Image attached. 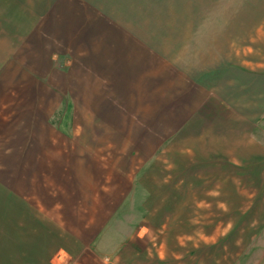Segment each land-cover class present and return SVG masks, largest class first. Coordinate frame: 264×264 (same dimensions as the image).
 I'll return each instance as SVG.
<instances>
[{
  "label": "rangeland",
  "instance_id": "obj_1",
  "mask_svg": "<svg viewBox=\"0 0 264 264\" xmlns=\"http://www.w3.org/2000/svg\"><path fill=\"white\" fill-rule=\"evenodd\" d=\"M37 1L94 15L90 64L139 49L10 57L0 4V264H264V0Z\"/></svg>",
  "mask_w": 264,
  "mask_h": 264
},
{
  "label": "crops",
  "instance_id": "obj_2",
  "mask_svg": "<svg viewBox=\"0 0 264 264\" xmlns=\"http://www.w3.org/2000/svg\"><path fill=\"white\" fill-rule=\"evenodd\" d=\"M3 1L4 3H2V0H0V4H4V8H5L4 15H6L7 20L16 18L18 16L22 17L19 18L21 20V32L19 34L16 33L15 35L16 41L13 43L12 41L9 42L8 38H6L5 40L4 48L7 49L8 55H10V57L11 55H13L14 50L16 51L20 50L21 51L20 53H24L26 48L29 54H31L33 50H36L35 53H38L39 50L43 47V44L42 46L40 45L41 42L38 33L46 34L47 36L50 37V39H52V41H61V36L65 37L66 35H71V37L69 38L73 39L74 47L76 46V44H79L80 47H84V49L86 50L85 51L86 61H85V69H84V75L85 76L88 75L86 77V80L95 83L97 79H102L106 81H110V80L115 81L123 77L125 70L124 67H120V66L124 64V57L128 53V50L130 52L131 48H136V47L130 45L129 43L119 44L116 41H109V39H107V41L104 42L105 40L104 39L103 43H101L100 46H95V49L92 52L98 57L97 62H95V65L93 62L92 64H90L89 52H87V49L93 47L91 44H89V42L92 39L91 34L94 31L92 30L91 28L92 25L90 24L92 21L90 18L94 16L93 14H91V12L90 14L84 13L83 16H81L80 18L75 14L74 10L71 9L69 5L67 6L64 5L63 6L64 8L60 9L59 8L60 4L57 5L49 4L47 6L49 8L46 9L44 2L43 4L42 3L40 4V2L37 0L36 2L34 0H3ZM29 1L32 2V4H29L28 3ZM115 29L116 30H112L107 25L105 26V28H101L98 31L101 33L122 31L121 29L120 30H118L117 28ZM135 42H137L138 45L142 47V49L144 48L143 50L146 49L148 51V48H150V46H148L147 41H141L140 39ZM146 54L142 53L141 55L143 57ZM116 69H119L118 75L121 78L118 76L117 79L116 78L117 76H113V75H117L115 73ZM134 73H136L137 75L140 72L139 70H134ZM137 79H139L138 75L136 76V80ZM202 85H203V81L200 78L195 83H192L190 86H188L187 90H190L192 92L193 89H196ZM112 89L114 88L112 87ZM106 91H110V88H107ZM15 219H17V215H15ZM43 235H44L43 232L36 234L35 237L36 242L34 244H31L32 248L30 251V255H31L30 258H27V256L26 258H21L19 256L21 254H19L13 258L14 261L12 263L33 264V261L35 259L32 258V255L33 253H36V249L38 247L37 241H41L43 239ZM26 237H28V234H26ZM14 238L17 241L20 240V238H18V234H16ZM60 253H63V250ZM40 263H42V261L38 260L37 263L35 264H40Z\"/></svg>",
  "mask_w": 264,
  "mask_h": 264
}]
</instances>
